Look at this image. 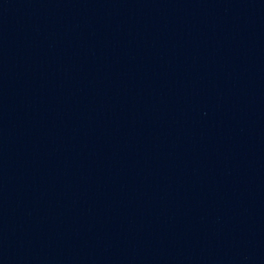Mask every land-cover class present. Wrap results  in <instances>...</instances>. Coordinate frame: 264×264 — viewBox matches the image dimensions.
I'll return each instance as SVG.
<instances>
[{"label": "water", "instance_id": "water-1", "mask_svg": "<svg viewBox=\"0 0 264 264\" xmlns=\"http://www.w3.org/2000/svg\"><path fill=\"white\" fill-rule=\"evenodd\" d=\"M0 264H264V0H0Z\"/></svg>", "mask_w": 264, "mask_h": 264}]
</instances>
